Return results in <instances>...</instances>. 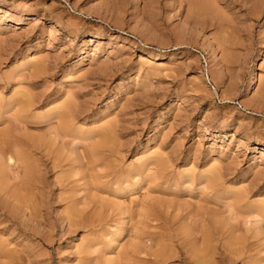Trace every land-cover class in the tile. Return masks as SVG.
<instances>
[{"label":"rangeland","instance_id":"obj_1","mask_svg":"<svg viewBox=\"0 0 264 264\" xmlns=\"http://www.w3.org/2000/svg\"><path fill=\"white\" fill-rule=\"evenodd\" d=\"M189 1L0 0V264H264V0Z\"/></svg>","mask_w":264,"mask_h":264},{"label":"bare ground","instance_id":"obj_2","mask_svg":"<svg viewBox=\"0 0 264 264\" xmlns=\"http://www.w3.org/2000/svg\"><path fill=\"white\" fill-rule=\"evenodd\" d=\"M198 3L197 5H195V3ZM193 1H189V2H191L192 3V5L195 7V6H198V7H191V9L192 8H194V10L196 9V8H198V9H196L195 11H199V13H200V8H203L201 11H206V10H204L205 8L207 9V7H203L204 6V3L202 2L203 0H193ZM199 1V2H198ZM208 1V0H207ZM201 2H202V4H201ZM204 2L207 4V2L204 0ZM199 3H200V5H199ZM254 3V2H253ZM192 5H190V6H192ZM201 5H203V6H201ZM254 5V4H253ZM201 6V7H200ZM207 6V5H206ZM210 9V8H209ZM208 10V9H207ZM210 11H211V9H210ZM191 12V11H190ZM204 13V12H203ZM208 13V12H207ZM221 15H222V13H221ZM198 16V15H197ZM228 45V44H227ZM40 66V65H39ZM260 66V65H259ZM261 67H262V64H261ZM37 68V67H36ZM260 68V67H259ZM39 70V69H38ZM262 74V73H261ZM260 74V75H261ZM260 75H259V77H260ZM260 79V78H259ZM25 91V90H24ZM10 92V91H9ZM28 93V92H27ZM71 96V95H70ZM74 96H76V95H74ZM73 96V97H74ZM23 97V96H22ZM36 99V98H35ZM39 99V98H38ZM66 99H68L67 98V96H66ZM17 101V100H16ZM37 101V100H36ZM24 102H26V100L24 101ZM74 102H75V100H74ZM79 102V101H78ZM19 103V102H18ZM33 103H34V101H33ZM57 103V102H56ZM20 106L21 107H23V108H25V105L27 104V103H24L25 105L24 106H22L23 104H22V101H20ZM28 106H30V105H32V104H30L29 103V101H28V104H27ZM34 106V105H33ZM70 106H71V104H70ZM20 107V108H21ZM72 107V106H71ZM72 108H74V107H72ZM63 109V108H62ZM64 111L62 110V112L61 111H58V112H60V114H58V116H59V118L61 119V121H59L60 122V125H59V127H60V129H65V128H67V125H68V118L70 117V107H68V106H64ZM73 110L74 109H72V112H73ZM22 111H25L26 112V110L25 109H21V111L20 112H22ZM30 111V110H29ZM23 114V113H22ZM49 115V114H48ZM26 116V115H25ZM24 116V117H25ZM47 116V115H46ZM50 116V118H51V115H49ZM57 116V115H56ZM18 117V116H17ZM53 117V116H52ZM46 118V117H45ZM44 118V119H45ZM54 118H56V117H54ZM58 118V117H57ZM47 119H49V117L47 118ZM85 120V119H84ZM20 123H22L21 121H20ZM24 124V123H23ZM27 124V123H26ZM112 124V123H111ZM22 127V126H21ZM54 128V127H53ZM52 129V128H51ZM57 129H58V127H57ZM59 129V130H60ZM58 131V130H57ZM56 131V132H57ZM64 131V130H63ZM52 132V131H51ZM55 132V133H56ZM59 132V131H58ZM67 132V131H66ZM114 132V131H113ZM96 133V132H95ZM59 134H60V132H59ZM113 139V138H112ZM116 139H117V137H116ZM77 140V139H76ZM78 142V141H77ZM2 143H4L7 147H8V145L9 146H11L9 143H11L12 144V146H13V148H15L14 150L15 151H13L12 152V155L15 157V158H13L12 157V155H9L8 157H7V161L9 162V166H10V164H11V162H15V163H17V166H16V172H15V174H13V178L14 179H17V177H18V179L20 178L19 176H21L23 179L19 182L18 181V184H19V187H20V191H22V192H19L20 193V195H19V200L18 199H16L15 197V199L16 200H18V201H15V202H18L19 204H20V206H21V208H23V206H27V204H28V202H29V199H30V196H29V198H28V196H26V194L24 193V191H27V188H28V186L29 185H31V184H35V176H33V175H35V174H33V173H35V172H33L32 173V171H31V169L32 168H30L29 166H28V164H27V160H26V154H24V152L25 151H23V150H21V142H20V139H8L7 140V142L5 143V142H2ZM119 143V142H118ZM121 143V142H120ZM19 145V147H17ZM22 146H24L23 144H22ZM32 146V145H31ZM30 147V146H29ZM2 148V147H1ZM0 148V149H1ZM121 148V147H120ZM161 148V147H160ZM264 148V147H263ZM4 150V149H3ZM12 150V149H11ZM5 151V150H4ZM1 152V151H0ZM7 152V151H6ZM31 152V151H30ZM28 154V153H27ZM1 155V154H0ZM3 155V154H2ZM8 155V154H7ZM88 155V154H87ZM166 155V154H165ZM263 156V155H262ZM0 158H2V157H0ZM29 158V157H28ZM145 159V158H144ZM1 160V159H0ZM5 160V159H4ZM37 162V161H36ZM6 163V162H5ZM14 163V164H15ZM31 163V162H30ZM224 163V162H223ZM7 166V165H6ZM231 166V165H230ZM2 167V166H1ZM11 168H12V165L10 166ZM32 167H33V165H32ZM35 167V166H34ZM216 167V166H215ZM40 168V167H39ZM52 168V167H51ZM230 168V167H229ZM3 169H4V171H5V168L3 167ZM3 169H1L0 168V172L2 173V177L4 176L3 174H5L4 173V171H3ZM13 169V168H12ZM11 169V170H12ZM33 171L35 170H37V169H32ZM6 172V171H5ZM12 172V171H11ZM10 172V173H11ZM37 172H39L38 170H37ZM206 173V172H205ZM220 173V172H219ZM227 173V172H226ZM231 173V172H230ZM1 175V174H0ZM5 175H7V174H5ZM16 175V176H15ZM19 175V176H18ZM223 175V174H222ZM210 176V175H209ZM221 176V175H220ZM231 176V175H230ZM7 177V176H6ZM16 177V178H15ZM223 177V176H222ZM33 178V179H32ZM225 178V177H224ZM4 179V178H3ZM11 179V178H10ZM30 181H32V182H30ZM224 182V181H223ZM238 183V182H237ZM3 185H4V183H2ZM1 184V185H2ZM9 184V183H8ZM0 185V191H2V190H4L5 188H2V186ZM250 185V184H249ZM33 186V185H32ZM26 189V190H25ZM6 194H9V195H11V193H7L6 192ZM32 194V193H31ZM4 195V194H3ZM42 195V194H41ZM12 196V195H11ZM247 196V195H246ZM13 197V196H12ZM5 198V197H4ZM9 199V198H8ZM226 200V199H225ZM41 202V201H40ZM11 204V203H10ZM38 204V203H37ZM42 204V203H41ZM31 205V204H30ZM37 206V205H36ZM5 207V206H4ZM8 207V206H7ZM229 207V206H228ZM20 208V209H21ZM30 208H32V207H30ZM26 209V208H25ZM36 209V208H35ZM38 209V208H37ZM224 209V208H223ZM71 210V209H70ZM20 211V210H19ZM234 211H236V210H234ZM36 212V211H35ZM65 213V212H64ZM74 213V212H73ZM215 213V212H214ZM71 214H72V212H71ZM234 214V213H233ZM36 215V214H35ZM80 215V214H79ZM222 215V214H221ZM8 216V215H7ZM63 217V216H62ZM67 217H68V220H70L71 218H70V213L68 212L67 213ZM230 218V217H229ZM67 219V218H66ZM241 219V218H240ZM246 219V218H245ZM67 220V221H68ZM206 220V219H205ZM215 220V219H214ZM218 220V219H217ZM234 220H235V218H234ZM250 220V219H249ZM76 222V221H75ZM85 222V221H84ZM214 222V221H213ZM77 223V222H76ZM70 224H71V222L69 221V226H70ZM237 224H239V223H237ZM72 226V225H71ZM215 227V226H214ZM208 230V229H207ZM250 233V232H249ZM220 239V238H219ZM228 239V238H227ZM82 240V239H81ZM211 240V239H210ZM83 241V240H82ZM229 242H228V244H226L227 246L229 245V247H227V249H229L230 250V252L229 253H231V254H236L235 253V249L234 248H232V244H234V242H232L231 241V239L230 240H228ZM222 244V243H221ZM79 245V244H78ZM223 245V244H222ZM231 246V247H230ZM223 247V246H222ZM243 247H245V246H243ZM162 248V247H161ZM164 248V247H163ZM234 249V250H233ZM241 249H243L242 247H241ZM186 250V249H185ZM204 250V249H203ZM229 250H227V251H229ZM207 251V252H206ZM205 252L208 254L207 256H209V251H208V249L206 250ZM240 250H238V256L241 254V253H244V252H242V250L239 252ZM204 252V251H203ZM202 252V253H203ZM209 252V253H208ZM236 252H237V249H236ZM201 253V254H202ZM206 253H204V255L206 254ZM227 253V252H226ZM240 253V254H239ZM176 254V253H175ZM198 254V253H197ZM199 255V257L200 256H202V255ZM211 254V253H210ZM233 254V255H234ZM151 255L153 256V259H152V261H158L157 262V264H159V262H162L163 263V261H166V260H168L169 258H171L172 256H174L173 255V252H171V251H168V250H166V248H164V250L163 249H161V250H159V251H155V252H153V253H151ZM203 255V256H204ZM213 255V254H212ZM10 256V255H9ZM13 256V255H12ZM206 256V255H205ZM204 256V257H205ZM28 257V256H27ZM210 257V256H209ZM232 257V256H231ZM235 257H237L236 255H235ZM9 258V257H8ZM11 258V257H10ZM13 258V257H12ZM201 258V257H200ZM199 258V260H201ZM208 258V257H207ZM206 257H205V259H207ZM212 258H214V257H212ZM242 258V257H241ZM14 259H15V257H14ZM19 259V258H18ZM88 259V258H87ZM173 259V258H172ZM195 259V258H194ZM11 260V259H10ZM13 260V259H12ZM80 260V259H79ZM211 260V259H210ZM233 260V259H232ZM9 261V260H8ZM7 261V262H8ZM94 261V260H93ZM193 261V260H192ZM11 262L12 261H10V264H11ZM79 262V261H78ZM194 262V261H193ZM212 262H214V261H212ZM252 262V261H251ZM13 263V262H12ZM154 263V262H153ZM244 263V262H243ZM13 264H15V263H13ZM197 264H198V262H197ZM215 264V263H214Z\"/></svg>","mask_w":264,"mask_h":264}]
</instances>
